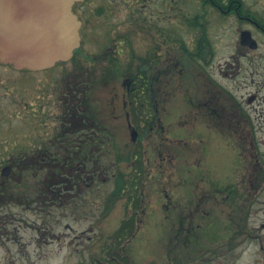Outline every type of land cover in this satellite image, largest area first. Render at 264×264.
Segmentation results:
<instances>
[{"label":"flooded vegetation","instance_id":"1","mask_svg":"<svg viewBox=\"0 0 264 264\" xmlns=\"http://www.w3.org/2000/svg\"><path fill=\"white\" fill-rule=\"evenodd\" d=\"M148 2L149 0H131L128 3L125 10L127 16L125 31L121 30L123 26H117L118 22L114 18L118 15L119 10L111 0H82L74 3L72 12L80 21V47L78 51L76 50L77 52L74 51V55L69 61L60 62L54 67L64 66L68 63L77 65L82 60H90L88 54L84 53L81 48L86 39H97L101 42L102 47L111 40L113 42L111 54L105 50L96 56V61H108L111 58L112 65L110 67L101 64L99 68H114L110 80L114 82V74L118 75V66L122 62L118 56L123 51L115 50V48H119L120 45L126 46L131 63L134 60V51L131 48L132 37L141 36L146 42L147 49L145 56L139 57L141 59L139 65L132 64L130 67L139 69L134 72L128 71L127 74L123 73L124 77L116 76L117 79L121 78V85L122 88H125V92L120 95L115 93L105 98V108L110 106V109L114 110L118 108L121 100L120 113L117 115L114 113H91L88 116L76 112V108L73 107L69 113L72 118L65 123L66 129L64 141H62L66 153L64 167L68 175L58 178L62 181L57 182L59 186H56L49 177L43 178L44 188L48 190V193H54L56 187L60 193L64 192L65 205L69 208L75 210L84 206L86 200L83 197V191L87 188L86 186L104 181L101 179L103 170L99 163V152L103 149L105 140L102 132L106 133V129L99 128V122H103V118L106 120L109 116L119 119L124 116L127 134L130 136L131 145L134 146L133 144L139 137H143L145 132L154 137V126H157V129L162 133L165 131L162 121L166 115V106L171 98L175 100L176 96L180 95L181 110L178 117L181 123H179V128L186 126L183 116L188 115L192 126L188 131L192 134L191 142L194 146L196 145L195 153H201V157H197L191 164L192 170L189 172V175L192 173L189 187L194 192L191 202L188 203L183 192L168 193L166 185L156 178L148 179L150 180L149 187L153 190L150 193L145 191L147 186L143 181L144 178L136 179L133 176L124 178L119 175L116 178L113 177L112 180H116L115 184L119 182L131 184L133 190V192L131 190L132 194L128 193L125 197L128 202L124 204L127 205L128 210L126 215L119 220L115 230L123 238L116 239L114 237L112 240L104 242V248L96 244L102 249V256L91 257L89 264H181L176 259H173L174 262H172L171 258L166 256V249L181 250L180 245L190 247L195 259L205 264H212L217 260L216 256L228 255L234 248L231 250L226 248L223 251L225 247H219L214 251V247H210V244L219 235L231 238L232 233L238 232L232 237L234 239L239 237L240 233L246 229L248 209L255 203L254 200L249 199L252 197L251 190L256 189L257 192L260 185L264 183L263 181L252 189V181L259 183L264 179L262 176L264 150H260L258 147V136L264 135V0H195L198 5L191 19V25L195 34L200 36V40L195 46L196 48L192 47L191 49L195 50L197 62L193 61L192 57L190 59V54L181 41H171L167 44L165 34L166 0H157L158 6L153 9L149 8ZM36 16L41 21L50 18L49 12L43 9H38ZM214 20L234 28L233 33L237 37L235 52L244 63L237 65L233 71V78L238 83L236 89L244 92L240 97L236 96L233 89H227L218 84L217 80L213 78L214 72L207 70L213 66L211 63L215 53L211 48L214 46L212 37L208 34V25H213ZM171 49L173 53L170 52ZM175 53L183 57L184 62L182 59H178L172 66L179 75L175 83V90H173L167 84V56L168 54L175 55ZM108 56L111 57L108 59ZM183 63H186V68H181ZM178 64H180V68H177ZM218 69L217 73L221 75L223 68ZM22 71L39 72L0 63V79L5 74H9V77L14 79L11 80L13 83H17L18 80V83L21 84L19 74ZM183 71L189 72L187 76H189L190 82H185L183 79ZM224 76H226L225 71ZM102 84L105 85V83ZM140 91L146 96L143 98V102L147 106H154V112H149L147 109L146 113L133 114L134 118H137V130L131 122L132 113L128 108L131 105L130 99ZM84 101L86 102V100L80 101L83 102L81 103L82 107L86 106ZM133 131L136 132L135 141L132 140ZM107 135L105 134L106 137L109 136ZM152 147L157 150L155 144ZM215 151H221L228 155L227 168L239 170L238 175L234 178L235 181H231L230 173L226 174L227 171H224L222 178H216L218 175L216 169L210 167L207 171L203 168L202 158L212 155ZM157 155L161 156V154ZM32 163L38 164V161ZM73 163L82 174L78 178L71 176L74 172ZM142 165L144 167V162ZM9 167L11 172L12 167ZM246 169H259L260 176L257 175L253 179L251 176L247 177L244 171ZM241 173L243 176L239 178ZM4 183L5 181H1L0 187L5 191L7 189L16 191L14 188L5 186ZM138 185L139 191L142 187L143 192L136 191ZM152 185L154 186L152 187ZM202 185L204 187H201ZM73 190L79 192L74 194ZM11 193L8 194V197L7 194L5 197H0V200L11 199L14 196L22 201L21 204L26 206L29 204L26 203L29 195L22 191ZM72 195L73 197H71ZM116 196L123 197L122 193H116ZM50 198L52 197L47 199L48 208L30 210L35 214L49 217V224L41 228L36 224L32 226L34 230L39 231V236L35 239L37 246L53 245L55 241H58L60 250L67 249L64 259L68 262L70 242L65 241L64 234L59 236L54 233L55 226L51 223L53 211L49 207L54 202ZM3 212L4 210L0 213ZM108 213L109 210H106L103 217H107ZM17 222L16 225L11 226L7 219H4L0 224V230L5 233L12 229L13 240L11 243L21 247L22 240L21 238L17 240L16 234L20 233L26 224H21V219ZM168 227L174 234L169 241L162 237V232L166 231ZM65 228L68 231L72 230L69 225ZM262 228H264V224H262ZM139 234L143 235L135 240ZM66 236L69 238V234ZM6 239V243L10 241V238L6 237ZM88 241L90 242V240ZM161 252L162 255L159 257H151V254H160ZM13 255L17 256L19 262L28 257V254L21 249L16 250ZM37 258L42 260L43 256L39 254Z\"/></svg>","mask_w":264,"mask_h":264},{"label":"rangeland","instance_id":"2","mask_svg":"<svg viewBox=\"0 0 264 264\" xmlns=\"http://www.w3.org/2000/svg\"><path fill=\"white\" fill-rule=\"evenodd\" d=\"M111 2L119 10L118 15L114 18L118 22L117 26H123L121 30L125 31L127 18L125 10L131 0H111ZM148 5L151 9L157 7V0H149ZM197 5L195 0H166L165 4L167 44L171 41H181L189 52L190 59L192 57L195 62H197V55L194 53L195 50L191 48H196L200 36L195 34L191 19ZM233 30V27L222 24L218 20H214L213 25H208V34L212 37L214 45L211 48L215 53L211 63L213 66L207 70L214 72L213 78L217 80L218 84L227 89H233L236 96L240 97L244 92L236 89L238 83L233 78V71L237 65L244 63L235 52L237 37ZM131 45L134 51L132 63L127 55L126 46L120 45L119 48H115V50L123 51L118 56L122 62L118 66V75L114 74V82L110 81L114 68H99L101 64L110 67L112 62L109 57L111 56H108V61H96V56L105 50L111 54L113 42L109 40L102 47L101 42L97 39H86L81 47L83 52L88 54V59H90L88 61L82 60L77 65L68 63L64 66H56L50 70L39 72L22 71L19 74L21 84L18 83V80L17 83H13L14 79L10 78L9 74H5L0 79V169L6 165L12 167L8 178L5 179L0 176V183L5 181L4 185L14 188L16 190L14 192L22 191L29 195V199L26 201L29 203L27 206L21 204L22 201L14 196L11 199L0 200V212L4 210L2 214L0 213V224L4 219H7V222L14 226L18 223L17 220L21 219V224H26L25 227H27L16 234L17 240L21 238L23 243L21 247L18 246L19 248L11 243L13 240L12 229L5 231V233L0 230V264H89L91 257L102 256V249L98 246H103L104 242L111 240V235L115 233L119 220L126 215L128 210L127 205L124 204L128 202L125 197L128 193L132 194L133 192L131 184L125 183L124 185L120 182L115 184L116 180H112L113 177L116 178L122 172L126 174L124 178L128 176L136 177V179L144 178L143 181L147 186L146 192H153L152 188L149 187L150 180L148 179L156 178L166 185L168 193L183 192L188 203L191 202L194 192L189 187L192 176V173L189 175V172L192 170L191 164L195 162L197 157H201V153H195L196 145L194 146L191 142L192 134L188 131L192 126L188 115L183 116L186 126L179 128V123H181L178 117L181 110L180 95H177L175 100L171 98L166 106V115L162 121L165 131L162 133L157 129V126H154L155 132H152L154 137L145 132L144 136L139 137L133 144L134 146L131 145L130 136L127 134L124 116L120 119L109 116L108 119L103 118V122H99L102 123V125L99 124V128L106 129V133L102 132L105 142H103L102 151L99 152V163L103 170L101 179L104 181L86 186L87 188L83 191V197L86 200L84 206L75 210L69 208L65 205L64 192L60 193L56 187L54 193H48V190L44 188L43 178L49 177L56 186H59L57 182L62 181L58 178L68 175L66 168L63 167L64 164L53 162L52 159L54 155L65 154L64 142H62L66 129L65 123L71 120L72 117L69 113L73 107L76 108V112L88 116L91 113H114L117 115L121 112V100L115 110L110 109V106L105 108L104 104L105 98L109 95L112 96L115 93L120 95L125 92V88H122L121 85V78L117 79L116 76L124 77L123 73L127 74L128 71L134 72V70L139 69L130 67L132 64L138 66L140 58L146 54V42L141 36L132 37ZM170 52L173 53V50L171 49ZM167 59V68H172L174 63L178 59L183 60V57L175 53V55L168 54ZM185 64L183 63L182 67L178 64L177 68H186ZM218 68H223L221 75L217 73ZM224 71L226 76H224ZM183 75L185 77V74ZM173 76L175 77V75ZM185 82H190L189 76L185 78ZM172 85L174 86L173 83ZM101 86L103 88H100ZM138 94L135 98L140 103L146 96L141 91ZM83 100L89 104V106H83L85 109L81 106L83 102H80ZM130 101L132 104V99ZM157 107L160 108V106ZM147 109L149 112H154L152 108L144 105L143 111L139 113H146ZM131 113V122L138 130L137 118H134L133 112ZM105 134L109 136L106 137ZM258 139V147L260 150H264V135L258 136ZM152 142L159 143L160 147L155 146L157 150H154L151 145ZM261 142L263 143L260 144ZM162 143L164 144L163 147H161ZM113 144L116 145L113 146ZM129 152H134L136 158L131 163H119L117 157L124 158ZM157 154H161V156L159 157ZM227 159L226 153L215 151L212 155L202 158L204 162L202 166L207 171L210 167L216 169L218 173L217 176L215 175L216 178H222L224 171H227L226 174L230 173L231 181H235L234 178L238 175L239 170L227 168ZM34 161H38V164H33ZM72 169L74 172L71 176L78 178L82 175L74 163ZM244 171L245 175L251 176L252 179L257 175L260 176L259 169H246ZM242 176L241 173L239 178ZM262 176L264 178V171ZM263 181L264 179L259 183L252 181V189L259 186ZM123 188L128 191H123ZM255 190H251L252 197L249 198L255 203L248 209L246 229L235 239L232 236L237 235L238 232L231 234L232 239L229 236L219 235L210 244V247H214V251L219 247H225L223 251L226 248H230V250L234 248V250L230 251L228 255L216 256L217 260L212 264H264V228H262V224H264V183L260 185L257 192ZM136 191L143 192L142 187L139 191L138 185ZM72 192L76 194L79 191L73 190ZM116 193H122L123 197L116 196ZM49 197H52L50 200L54 202L52 206L49 205L53 211L51 223L55 226L54 233L59 236L64 234L65 241L70 242L68 262L64 259L67 255V249L60 250L58 241H55L53 245L37 246L35 238L39 236V231L34 230L32 226L36 224L37 227L41 228L49 224V217L35 214L30 210L48 208L47 199ZM124 206L125 208H123ZM106 210H109V213L107 217H103ZM69 214L71 215L69 216ZM67 225L72 228L71 231L65 228ZM67 234H69V238L66 236ZM142 235L139 234L135 240H138ZM173 235L170 227L162 232V237L167 241ZM6 237L10 238L7 243ZM147 240L149 241L148 237ZM179 248L182 249H166V256L171 258L172 262H174L173 259H176L181 264H205L195 259L190 247L180 245ZM19 249L28 254V257L24 256L26 259L22 262L21 260L19 262L17 256L13 255ZM39 254L43 256L42 260H38L37 255ZM142 255L144 256V254ZM160 255L162 252L151 254V257H159Z\"/></svg>","mask_w":264,"mask_h":264},{"label":"water","instance_id":"3","mask_svg":"<svg viewBox=\"0 0 264 264\" xmlns=\"http://www.w3.org/2000/svg\"><path fill=\"white\" fill-rule=\"evenodd\" d=\"M79 1L0 0V63L40 71L70 60L80 46V21L72 12ZM38 9L48 11L49 20L37 19ZM9 175L6 166L0 176Z\"/></svg>","mask_w":264,"mask_h":264},{"label":"trees","instance_id":"4","mask_svg":"<svg viewBox=\"0 0 264 264\" xmlns=\"http://www.w3.org/2000/svg\"><path fill=\"white\" fill-rule=\"evenodd\" d=\"M167 70H168V75H167V84H169V86L173 89V90H175V86H176V81H177V79L176 78H178L179 77V75L176 73V70L174 69V68H167ZM169 70H172L173 71V73H172V71H169ZM187 73H188V71H183L182 72V74H185V77H184V75H183V79H185L186 78V76H187ZM169 74H170V76H169ZM172 74V75H171ZM173 75H175V77L173 76ZM172 83L173 84H175L174 86L172 85ZM170 87H168V88H170ZM135 96H137V93H135L134 95H133V98H132V106L130 107L129 106V108H128V110L130 111V112H133V114L134 115H137L139 112L141 113L142 111H143V107H144V105H146L143 101H141L140 103L136 100V98H135ZM85 105L86 106H89V104L88 103H86L85 102ZM147 106V105H146ZM148 107H150V109L152 108L153 110L152 111H154V106H150V105H148ZM155 144V143H154ZM154 144H152V145H154ZM159 144V143H158ZM158 144H155V146H158V147H160V145H158ZM163 143H162V145H161V147H163ZM65 155H66V153L65 154H63V155H54V157H53V159H52V161L53 162H58V163H61V164H64V162H65ZM60 156V157H59ZM136 155H135V153L133 152H129V153H127V155L124 157V158H119V157H117L118 158V161H119V163L121 162V163H131V161L132 160H134L136 157H135ZM51 160V159H50ZM64 167V166H63ZM123 173V174H122ZM122 173H120L119 174V176H124V175H126L124 172H122ZM124 185H125V183H123ZM118 190H119V187H118ZM121 191H122V189H121ZM123 191H128L127 189L125 190V188H123ZM11 192H14L13 190L12 191H9V189H7V191H5L3 188H1L0 187V197H5V195L8 197V194L10 193V194H12ZM118 235V236H117ZM116 238V239H122L123 238V236L119 233V232H115L113 235H111V240L113 239V238Z\"/></svg>","mask_w":264,"mask_h":264}]
</instances>
